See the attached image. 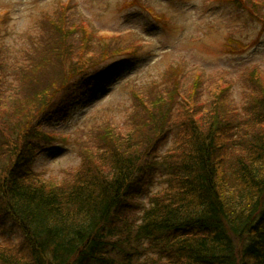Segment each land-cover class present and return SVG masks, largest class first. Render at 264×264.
Segmentation results:
<instances>
[{
  "label": "trees",
  "instance_id": "trees-1",
  "mask_svg": "<svg viewBox=\"0 0 264 264\" xmlns=\"http://www.w3.org/2000/svg\"><path fill=\"white\" fill-rule=\"evenodd\" d=\"M228 3L261 19L262 34L264 0ZM62 16L50 18L48 37H37L11 64L0 59V107L35 100L24 119L0 108V232L19 236L26 251L0 244V264H264V75L252 70L246 77L261 90L243 123L219 119L211 103L203 112L197 88L190 96L174 78L148 93L134 88L127 126L101 128L89 164L54 184L34 170L35 141L65 137L43 122L64 119L75 78L117 50L108 44L96 56V39L103 38L77 31ZM8 75L31 81L12 85ZM174 109L185 118L176 125L179 137ZM171 134V151L159 156Z\"/></svg>",
  "mask_w": 264,
  "mask_h": 264
},
{
  "label": "rangeland",
  "instance_id": "rangeland-1",
  "mask_svg": "<svg viewBox=\"0 0 264 264\" xmlns=\"http://www.w3.org/2000/svg\"><path fill=\"white\" fill-rule=\"evenodd\" d=\"M254 13L257 18L261 15ZM62 15L77 31L92 29L97 38H103L96 39V56L102 48H110L108 44H117V50L75 78L73 101L64 119L43 122L48 131H58V139L65 137L53 143L35 141L34 170L43 172L45 180L54 184L73 180L80 167L92 160L88 157L96 155L101 128L127 126V117L136 109L134 88L148 93L159 80L174 78L190 96V90L197 88L198 107L204 112V106L211 103L219 119L243 123L254 110L255 92L261 89L246 77L252 70L264 75V31L258 32L263 26L261 19L252 21L228 0H0L1 63L11 64L37 37H48L49 19L62 21ZM5 77V82L16 86L31 81L22 75ZM83 81L91 83L90 90L79 88ZM19 99L1 110L7 108L11 115L24 119L35 100L32 96L19 103ZM171 116L170 124L179 137L184 113L174 109ZM173 139L171 134L162 142L159 156L172 148ZM163 186L157 183L151 193ZM143 200L148 202L149 197ZM0 244L26 255L16 234L0 232Z\"/></svg>",
  "mask_w": 264,
  "mask_h": 264
}]
</instances>
